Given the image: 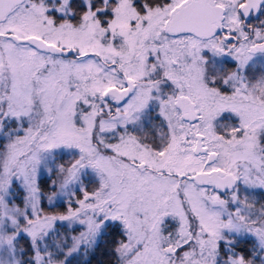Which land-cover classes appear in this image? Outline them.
I'll return each instance as SVG.
<instances>
[{"label":"snow or ice","instance_id":"snow-or-ice-1","mask_svg":"<svg viewBox=\"0 0 264 264\" xmlns=\"http://www.w3.org/2000/svg\"><path fill=\"white\" fill-rule=\"evenodd\" d=\"M0 264H264V0H0Z\"/></svg>","mask_w":264,"mask_h":264}]
</instances>
